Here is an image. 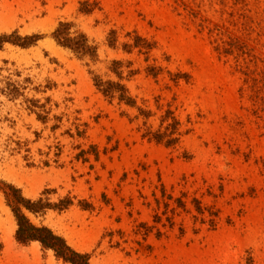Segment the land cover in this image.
Listing matches in <instances>:
<instances>
[{"label":"rangeland","instance_id":"rangeland-1","mask_svg":"<svg viewBox=\"0 0 264 264\" xmlns=\"http://www.w3.org/2000/svg\"><path fill=\"white\" fill-rule=\"evenodd\" d=\"M65 22L95 61L55 44ZM13 32L40 40L0 50V182L72 203L33 225L90 264H264V0H0ZM113 62L133 108L93 85ZM16 229L0 192V264H66Z\"/></svg>","mask_w":264,"mask_h":264},{"label":"trees","instance_id":"trees-1","mask_svg":"<svg viewBox=\"0 0 264 264\" xmlns=\"http://www.w3.org/2000/svg\"><path fill=\"white\" fill-rule=\"evenodd\" d=\"M86 4L81 5L83 9L81 13L89 14L90 11L84 9ZM72 25L70 23H60L58 27L51 34V38L55 44L63 49L69 50L78 58H89L91 61L97 59V48L91 46L87 37L82 33H71ZM114 35L111 32V36ZM40 40L39 36H25L19 37L17 32H13L10 35L0 36V50L4 45H12L21 49L29 48L36 44ZM114 40L109 42L110 48L114 47ZM142 40L139 37H135L131 45H123V50L130 52L131 49H140ZM149 47V46H147ZM121 64L119 62H113L110 72L113 73L118 79L114 81H102L99 77L93 79V85L96 90L101 93L105 98L109 100L116 99L119 104H124L128 107H135V100L129 96V93L124 85L120 83L122 80V72L119 71ZM153 70L150 69L149 73ZM141 115L148 118L150 113H145L138 109ZM175 125L166 128H172L170 134L165 133H148L151 136V140L157 144L164 143L166 147H170L177 142V139H172L171 136L175 133ZM174 127V128H173ZM0 192L3 194L6 206L10 209L15 219L17 229L15 232V240L21 245H28L32 242H37L44 250H50L54 253V256L66 264H90L89 256L86 254H79L72 250L65 242V240L55 235L50 229L43 226L33 225L25 213L32 216L44 215L48 210L57 212L66 211L71 205V201L67 198L59 200L57 204H49L47 200H43L42 197L35 201L25 199L21 191L12 185L0 182ZM50 191L43 192L42 196L49 194Z\"/></svg>","mask_w":264,"mask_h":264},{"label":"bare ground","instance_id":"bare-ground-1","mask_svg":"<svg viewBox=\"0 0 264 264\" xmlns=\"http://www.w3.org/2000/svg\"><path fill=\"white\" fill-rule=\"evenodd\" d=\"M49 44H50L49 47L53 50V52L54 53H58V51L60 49L54 44V42L52 40H50V43ZM14 228H15V224L13 223L10 232L5 236L6 237V240H5V242H6L5 247L6 248L5 249H6L7 254L9 255L8 257H15L16 254H17V252H16V254L14 252V250H15L14 241H13L12 236H11V233L14 231ZM37 248H39V244L38 243H33V247L30 249L31 250V254L34 257V259H35V257L37 258V255H36ZM25 254L22 253V255L20 254L19 256L26 258V255ZM27 256H28V254H27Z\"/></svg>","mask_w":264,"mask_h":264}]
</instances>
